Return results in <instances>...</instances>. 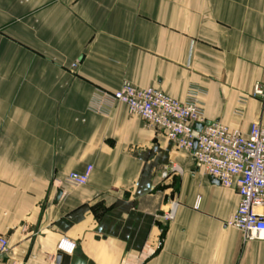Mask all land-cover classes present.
Wrapping results in <instances>:
<instances>
[{
	"label": "crops",
	"instance_id": "1",
	"mask_svg": "<svg viewBox=\"0 0 264 264\" xmlns=\"http://www.w3.org/2000/svg\"><path fill=\"white\" fill-rule=\"evenodd\" d=\"M124 83L181 102L195 87L206 121L244 135L264 127L252 96L264 86V0H0L5 259L264 264V242L227 226L234 189L126 105L95 110ZM89 166L86 186L66 182ZM62 238L77 243L73 255L58 253Z\"/></svg>",
	"mask_w": 264,
	"mask_h": 264
},
{
	"label": "built area",
	"instance_id": "2",
	"mask_svg": "<svg viewBox=\"0 0 264 264\" xmlns=\"http://www.w3.org/2000/svg\"><path fill=\"white\" fill-rule=\"evenodd\" d=\"M199 94L193 87L181 102L160 90L139 89L124 83L118 91L103 93L95 110L102 113L108 105H126L131 116L140 117L147 127L160 132L179 151L189 154L199 172L225 188L234 189L240 203L227 226L241 231L245 243L264 242V127L255 123L249 135H244L220 121H206ZM252 96L264 103L261 83L254 86ZM196 124L203 125L201 132L195 130ZM179 170L172 167V171ZM92 172L93 167L89 166L83 173L68 175L66 182L76 187L86 186ZM163 218L170 221L171 211ZM76 249L77 243L69 238H62L57 245L59 254L73 255ZM8 252L9 241L0 238V264H10L5 259Z\"/></svg>",
	"mask_w": 264,
	"mask_h": 264
},
{
	"label": "water",
	"instance_id": "3",
	"mask_svg": "<svg viewBox=\"0 0 264 264\" xmlns=\"http://www.w3.org/2000/svg\"><path fill=\"white\" fill-rule=\"evenodd\" d=\"M202 129H203V125H201V124H196V125H195V130H196L197 132H201ZM212 182H213L214 184H216V185H221L220 182L217 181V180H215V179H212ZM61 196H62V193L59 192V193H58V196H57V199H56V202H58V201L60 200ZM58 260H60V257H58Z\"/></svg>",
	"mask_w": 264,
	"mask_h": 264
}]
</instances>
